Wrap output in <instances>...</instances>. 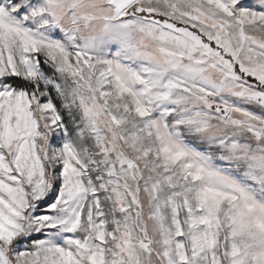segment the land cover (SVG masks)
<instances>
[{"label":"snow or ice","instance_id":"6c2138e0","mask_svg":"<svg viewBox=\"0 0 264 264\" xmlns=\"http://www.w3.org/2000/svg\"><path fill=\"white\" fill-rule=\"evenodd\" d=\"M0 264H264V0H0Z\"/></svg>","mask_w":264,"mask_h":264}]
</instances>
